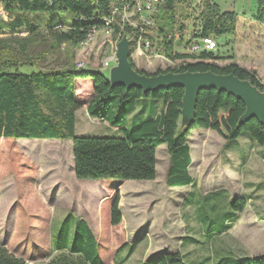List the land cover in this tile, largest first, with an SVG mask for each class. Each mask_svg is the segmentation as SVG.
<instances>
[{"label":"rangeland","instance_id":"1","mask_svg":"<svg viewBox=\"0 0 264 264\" xmlns=\"http://www.w3.org/2000/svg\"><path fill=\"white\" fill-rule=\"evenodd\" d=\"M210 1L222 11L237 13L239 18L238 35L217 38L219 47L215 53L223 56L236 53L242 61L255 59L253 63L260 66L264 60V24L255 20L258 0ZM202 4L203 0L180 3L174 19L162 12L148 13L154 23L147 27L146 33L157 50L141 55L135 49L132 59L136 67L155 73L180 64L181 61L173 62L160 54L158 35L175 36V50L189 52L188 41L198 32ZM30 17L40 22L39 36L22 60V72L62 69L83 61L88 68L109 74L110 69L102 67L101 61L112 54L119 35L100 32L84 47L58 46L47 26L52 15L35 13ZM58 17L64 25L74 22L68 12L58 13ZM136 21L133 18L132 22ZM182 24L186 26L183 34L179 31ZM159 28H163L164 34L159 33ZM4 32L3 37L28 35L26 30L12 33L4 28ZM127 36L135 40V36ZM228 63L227 59L217 61L219 66ZM114 65L111 63V68ZM259 72L264 74V70ZM75 87L82 103L76 111V135L121 136L122 130L87 113L86 106L93 97L92 79H77ZM155 103L153 99L138 100L137 111L128 117L125 127L133 129L149 118L157 109ZM158 103L163 109V103ZM10 140V143L0 142L3 157L8 159L19 153L12 160L15 173L6 160L8 173L0 180V246L27 264H47L68 253L62 248L72 245L80 218L89 224L97 239L107 241L101 250L104 264H153L152 258L168 253L181 254L186 264H215L229 253L264 255V186L260 185L264 181V161L255 154L251 157L248 154L247 160L241 159L247 143L254 142L248 134L226 141L211 129L193 131L188 140L194 161L190 167L194 184L190 186L167 185L170 159L163 144L157 153L156 182L130 180L117 189L102 180L75 177L71 139ZM234 147L239 148V154L230 152ZM117 192L122 222L114 227L110 224L109 206ZM237 197L247 198L248 204L237 218L231 219L234 214L230 202ZM224 224L230 228L221 233Z\"/></svg>","mask_w":264,"mask_h":264},{"label":"trees","instance_id":"2","mask_svg":"<svg viewBox=\"0 0 264 264\" xmlns=\"http://www.w3.org/2000/svg\"><path fill=\"white\" fill-rule=\"evenodd\" d=\"M113 0H0L8 15V20L0 21V142L10 143V139H60L73 141L74 174L79 180H102L112 189H117L123 182L153 181L157 178V149L166 144L170 155L166 182L169 187L191 185L194 180L189 174L191 164L188 139L197 129H211L226 141L235 140L248 134L254 142L264 148V126L255 118L239 125L245 113V104L226 92L215 89L202 90L197 98L195 115L189 128H181L183 88L161 89L145 94L139 88L126 89L123 86L113 87L109 74L99 70L77 69L74 65L62 69L36 70L22 72V61L28 54L29 47L37 41L40 22L30 17L35 13H49L48 21L53 42L58 46L69 44L77 47L86 37L91 24L77 21L81 16L99 17L107 13ZM187 0H163L156 12L164 13L174 19L176 8ZM68 12L74 22L64 25L58 13ZM255 19L264 23V0H258ZM153 20V18H152ZM238 15L232 11H222L221 7L203 0L198 32L188 41V47L195 38L213 37L217 40L224 35L236 34ZM154 23V21H153ZM99 25L98 22L93 23ZM4 28L12 33L23 30L28 32L24 38L10 35L3 37ZM186 26L179 27L181 34ZM159 33L164 34L163 28ZM135 36L131 46V62L140 73L158 75L167 72H206L216 74H234L242 80H248L264 91V82L254 70H247L231 62L225 66L217 65L219 60L234 59L233 55L223 56L215 51L199 53L177 52L175 36L158 35V51L170 61H181L180 64L155 73L139 70L132 54L136 49L139 32L125 26L123 30L115 25L114 36ZM145 36L148 37V34ZM149 38V37H148ZM218 42V40H217ZM219 45V44H218ZM208 60H213L209 62ZM91 78L93 97L88 101L87 112L101 122L123 131L121 136L95 137L76 135V111L81 108V100L76 96L75 81ZM156 100L154 113L133 129L125 127L131 114L137 111V101ZM163 109H160V103ZM161 103V104H162ZM160 105V106H159ZM12 155L3 157L0 151V180L8 173L6 160L15 173L16 166ZM3 158V159H2ZM112 180V182H109ZM119 193L117 192L109 206L111 226H119L122 215L119 210ZM248 204L245 197H237L230 202L235 218L242 213ZM229 220L226 219L225 222ZM230 225H222L221 233ZM103 230V229H102ZM104 232V231H103ZM105 234V232H104ZM104 239H97L88 223L80 218L75 229L74 240L62 253L47 264H104L101 256ZM153 264H186L179 253H168L152 258ZM0 264H27L3 246H0ZM215 264H264V255L259 256H223Z\"/></svg>","mask_w":264,"mask_h":264},{"label":"water","instance_id":"3","mask_svg":"<svg viewBox=\"0 0 264 264\" xmlns=\"http://www.w3.org/2000/svg\"><path fill=\"white\" fill-rule=\"evenodd\" d=\"M131 46L132 40L127 35L122 36L117 45L116 64L109 70L111 85L126 89L139 88L145 94L161 89L183 88L181 128L192 125L198 95L206 89L226 92L245 104V113L241 116L239 125L255 118L264 126V91L250 81L242 80L234 74H216L212 71L143 74L133 67L130 59Z\"/></svg>","mask_w":264,"mask_h":264},{"label":"built area","instance_id":"4","mask_svg":"<svg viewBox=\"0 0 264 264\" xmlns=\"http://www.w3.org/2000/svg\"><path fill=\"white\" fill-rule=\"evenodd\" d=\"M163 0H113L112 4L108 7L107 13L99 17L94 15L93 17L75 18L77 21H85V23L91 24V28L78 44L80 47L88 45L95 35L100 32H105L107 34L114 32L115 25L118 24L121 30L125 26H135L134 28L139 32V37L136 40V49L141 55H147L148 53H154L157 48L153 47L150 38L145 36L147 27L153 24L152 17L148 13H154L157 11L159 5ZM0 17L4 20H8V15L4 8L0 6ZM135 18L137 23L132 22ZM98 22L99 25L93 24ZM122 38V33L115 41L112 49V54L101 61V66L104 68L111 69L110 64H116V52L119 40ZM219 47L218 42L213 37H200L195 38L189 45V53H199L201 51H216ZM157 54V53H155ZM213 62V60H208ZM75 67L77 69L88 68L86 63L83 61L75 62Z\"/></svg>","mask_w":264,"mask_h":264},{"label":"crops","instance_id":"5","mask_svg":"<svg viewBox=\"0 0 264 264\" xmlns=\"http://www.w3.org/2000/svg\"><path fill=\"white\" fill-rule=\"evenodd\" d=\"M257 4H258V2H257ZM239 19V18H238ZM256 20V19H255ZM239 21V20H238ZM255 24V22L254 23H252L250 26H253ZM264 24V23H263ZM238 28H239V23L237 22V28H236V35H238ZM236 43H237V40L235 39V45H236ZM219 44V43H218ZM237 46V45H236ZM218 49V48H217ZM252 51H255V49H252ZM233 56H234V59H229L228 61L231 63V62H234V63H236V64H238L239 66H241V67H243V68H246L247 70H254V71H256L257 72V74H258V76H259V78L263 81V79H264V74L262 75L259 71H263L264 70V60H263V62H262V64L260 65V66H258L256 63H253V62H256L255 61V59H251V60H248V61H242L241 59H239L238 58V55H236V53H233L232 54ZM160 106V105H159ZM86 111H87V106H86ZM88 113V112H87ZM95 119V118H94ZM117 128V127H116ZM192 135V134H191ZM191 137V136H190ZM189 137V138H190ZM189 140V139H188ZM188 144H189V142H188ZM190 145V144H189ZM162 146V145H161ZM161 146H159L158 147V149H157V153H158V150H159V148L161 147ZM235 148V147H234ZM233 149V148H232ZM230 152L231 153H237V154H239V148H235V150H230ZM248 154H249V157H251L253 154H255L256 156H257V158H259V159H261L262 161H264V148H262V147H260V146H258L255 142H251V141H249L248 143H247V149H245V152H244V154H242V156H241V159H246L247 160V156H248ZM190 155H191V164L189 165V167H188V171H189V174H190V167L192 166V164H193V158H192V154H191V146H190ZM156 158H157V168H158V160H159V158H158V156H157V154H156ZM169 159H170V155H169ZM169 165H170V163H169ZM168 168H169V166H168ZM168 168H167V170H168ZM191 175V174H190ZM157 177H158V173H157ZM193 178V177H192ZM156 180H157V178H156ZM156 180H153V181H146V182H150V183H148V184H151V183H154V182H156ZM193 180H194V178H193ZM123 184V183H122ZM192 184H194V182L192 183ZM191 184V185H192ZM260 185L261 186H264V181H263V183H260ZM190 186V185H189ZM238 215L239 214H237V216H236V218L238 217ZM236 220V219H235ZM89 225V224H88ZM226 231H228V230H226ZM226 231H224V232H226ZM92 232H94V231H92ZM224 232H222V233H224ZM94 234V233H93ZM95 236V235H94ZM96 237V236H95ZM231 253H229V255H230ZM231 255H234V254H231ZM234 256H236V255H234ZM244 256V255H243ZM236 257H239V256H236Z\"/></svg>","mask_w":264,"mask_h":264}]
</instances>
